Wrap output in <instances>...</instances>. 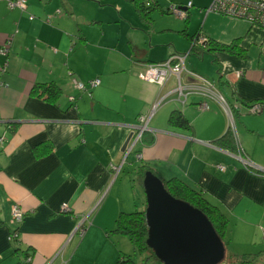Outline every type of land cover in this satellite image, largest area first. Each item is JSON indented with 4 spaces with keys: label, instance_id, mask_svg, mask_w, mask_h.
<instances>
[{
    "label": "crops",
    "instance_id": "1",
    "mask_svg": "<svg viewBox=\"0 0 264 264\" xmlns=\"http://www.w3.org/2000/svg\"><path fill=\"white\" fill-rule=\"evenodd\" d=\"M212 1L159 0L180 5L187 21L174 25L155 12L151 24L137 16L140 28H128L123 0H26L23 9L0 0V48L7 49L0 53V264L134 260L129 237L112 229L120 212L133 209L122 171H133L144 193L143 165L162 183L176 177L201 190L224 213L225 254L246 260L233 264H264V175L242 162L264 166V104L259 112L243 107L264 101V32L208 11ZM196 32L222 43L238 39L245 54L198 55L190 49ZM171 55H183L179 78L159 85L138 75ZM46 81L61 88L57 105L29 94ZM205 87L241 107L227 112ZM157 102L148 130L125 155L137 116ZM173 111L187 122H171ZM228 128L233 150L214 142ZM41 143L48 148L35 150ZM13 204L25 212L18 222ZM87 221L84 233L76 230Z\"/></svg>",
    "mask_w": 264,
    "mask_h": 264
},
{
    "label": "trees",
    "instance_id": "2",
    "mask_svg": "<svg viewBox=\"0 0 264 264\" xmlns=\"http://www.w3.org/2000/svg\"><path fill=\"white\" fill-rule=\"evenodd\" d=\"M126 1L130 2L133 5V8L137 16L145 24L152 23L153 14L155 12H160L161 14L180 17V18H183L185 22L188 19V13L186 11H185L184 16L182 17L177 16L172 11V6L173 5L176 6L173 3H170L164 7L159 3V0H126ZM8 5L11 8L18 7V6H11L9 3ZM19 8L22 9L21 7ZM31 18H33V16H31ZM198 35L200 36V34L196 32L190 37V49L198 55H201L206 52H210L214 54L215 52H218V51H225V52H229L231 54H236L239 56L240 55L243 56L245 54L244 52L245 50L240 46L238 39L233 40L230 43H222L215 39L207 38V43L205 42L200 45L193 44V42L196 40L195 37H197ZM3 48L4 47H1L0 49H3ZM4 51L5 52L3 53H6L7 49L4 48ZM0 53L2 52L0 51ZM29 94L33 97H36L37 99H41L45 102L57 105L59 96L61 94V88L55 81L35 82L30 86ZM70 98L72 99V97ZM228 102L230 103V106H232L230 100H228ZM260 104L261 106H263L264 101L260 100ZM245 106L247 107L248 104H246ZM169 118L171 122L176 123L178 125H182L187 122L186 118L178 111H173L170 114ZM233 134L234 133L231 130V128H228L227 132H225V134L221 137V139L217 141L215 140L214 142L224 148L233 150L235 149V144L237 146V142ZM224 138H228L231 142L230 141L223 142L222 140ZM231 143L234 144V146ZM44 146L45 148H48V144L41 143V145L37 147L35 146L34 149L38 150L39 147H44ZM147 170H151L154 174H156L151 168H149V166L143 165L138 168V175L140 179L143 178L144 173ZM163 184H164L165 189L172 196H174L175 198L181 199L183 201H186L190 203L191 205L200 209L211 222L216 233L223 241V244L225 243L227 217L224 215L223 212H221L218 209V207L211 204L205 198L201 190L190 187L187 183H185L184 181L176 177H171V178L163 180ZM145 206L146 204L144 205V207ZM144 210L145 208L140 211L136 210L133 212H120L115 220L114 228L112 229V231L115 233L127 235L133 245L134 250L137 251L140 255L147 254L148 258H151L153 260L150 262L151 264H163L162 262L158 261V259H156L153 252L146 245L145 240L147 237V224L145 221ZM87 224H88V221L86 223H83L84 231L86 230ZM16 232L17 231L15 230L14 233ZM244 262H246V260H244L242 256L233 255L229 257V255L225 254L222 260L218 264H233V263H244ZM116 264H136V262L135 260L126 256L125 258L119 257Z\"/></svg>",
    "mask_w": 264,
    "mask_h": 264
},
{
    "label": "water",
    "instance_id": "3",
    "mask_svg": "<svg viewBox=\"0 0 264 264\" xmlns=\"http://www.w3.org/2000/svg\"><path fill=\"white\" fill-rule=\"evenodd\" d=\"M257 168L264 170L261 165ZM142 187L146 202L145 241L158 261L163 264H218L222 260L225 255L223 241L200 209L172 196L150 170L144 173Z\"/></svg>",
    "mask_w": 264,
    "mask_h": 264
},
{
    "label": "built area",
    "instance_id": "4",
    "mask_svg": "<svg viewBox=\"0 0 264 264\" xmlns=\"http://www.w3.org/2000/svg\"><path fill=\"white\" fill-rule=\"evenodd\" d=\"M8 3L11 6H18L21 7L22 9L25 8L26 6V0H9ZM208 11H214L219 14L231 17V18H236V19H242L250 26H255V27H260L264 31V0H213L211 5L207 8ZM172 11L177 15V16H184L185 10L180 7V6H172ZM196 40L193 42V44L200 45L202 43H207V37L203 35H198L195 37ZM0 51L3 53L5 52L4 49H0ZM183 55H171L168 59L161 61V62H150L146 66L145 71L140 72L139 76L144 79H148L154 82H157L159 85L164 84L167 79L171 76L174 75L175 77L179 78L183 67ZM237 75H240V72L237 73ZM99 83L98 79H95L90 82V86L94 87ZM75 86L77 89H83L84 85L80 81H75ZM178 89H180V86H178ZM204 94L208 97H212L213 99L217 100L220 102L224 107L227 112H231L233 107H241L239 103H233L232 106H230L229 103L225 100L223 95L221 94H216V92L212 88L205 87L202 89ZM157 103H155L151 107V112L147 114H140L137 116V121L138 123L135 125V129L131 133L130 136V142L126 148L125 155H128L134 145L141 141L142 138V133L145 130H148V123L150 120V117L153 115L155 108L157 107ZM244 104V103H243ZM244 108L252 112H259L261 111V104L260 102H255V103H250L248 106H245ZM200 107L203 109L207 107L206 103H201ZM243 154V153H240ZM241 158V156H239ZM246 158V157H245ZM242 158V162L246 163L249 168H252L255 172L264 175V170H261L257 168V165L255 163H251L248 159ZM222 167V166H221ZM118 172V169L113 170V175H116ZM115 173V174H114ZM97 204H95L91 210H94L96 208ZM11 219L14 222H18L22 219L23 215L25 214L24 209L18 204H13L11 206ZM89 214V213H88ZM87 214V215H88ZM87 215L83 217V221L87 219ZM81 222V221H80ZM78 223L76 226V230H79L80 232L83 231V227L81 226V223ZM264 237V228H263V233Z\"/></svg>",
    "mask_w": 264,
    "mask_h": 264
},
{
    "label": "rangeland",
    "instance_id": "5",
    "mask_svg": "<svg viewBox=\"0 0 264 264\" xmlns=\"http://www.w3.org/2000/svg\"><path fill=\"white\" fill-rule=\"evenodd\" d=\"M83 3H84V1H83ZM121 3H122V10H123L121 12L125 14L126 19H124V20L127 21V22L124 21V23L127 24L128 28H131L130 26L136 27V25H137V27L140 28L141 24L138 21V17L134 11L133 5L130 2L125 1V0H123V2H121ZM168 4H170V3H168ZM176 6H178V5H176ZM167 16H169L168 17L169 23L172 22L174 25L179 26L180 22L183 21V18H180V17L172 16L170 18V15H167ZM163 17H166V14H163ZM201 18H202V16L200 17L199 22L202 20ZM129 21L134 22V24L129 23ZM194 22H196V19L194 20ZM199 22H198V24H199ZM117 25L118 24H115L116 28H117ZM254 29H258V31L260 33L264 32L263 29H261L260 27H255ZM127 31H128L127 27L123 24V26L120 28V32L122 34L123 39L126 37ZM173 33L174 34H172V40L175 39V37L178 35L179 32H177V33L173 32ZM125 43L127 46V40H125ZM245 111H246V109H245ZM126 168H127V166H125L124 170L122 171V174L127 178V181H128L129 194L127 196V199H128V202L130 203L129 205L130 206L132 205V208H133V209H130L131 211H127V212H133L136 210L140 211V210L145 208L144 207L145 195L140 189V184L136 180L134 172L131 171L130 169H126ZM125 169H126V171H125ZM131 246H132L131 255H132V258H134L136 264H151L150 262L153 260L151 258H148L147 254L140 255L137 251L134 250L133 245H131Z\"/></svg>",
    "mask_w": 264,
    "mask_h": 264
},
{
    "label": "bare ground",
    "instance_id": "6",
    "mask_svg": "<svg viewBox=\"0 0 264 264\" xmlns=\"http://www.w3.org/2000/svg\"><path fill=\"white\" fill-rule=\"evenodd\" d=\"M78 223V222H77ZM83 224V223H82Z\"/></svg>",
    "mask_w": 264,
    "mask_h": 264
}]
</instances>
